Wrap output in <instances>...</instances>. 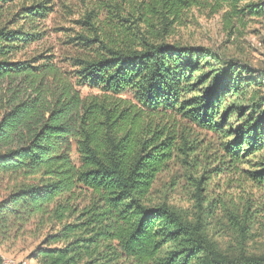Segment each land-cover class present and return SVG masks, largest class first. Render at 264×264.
<instances>
[{"label": "trees", "instance_id": "obj_1", "mask_svg": "<svg viewBox=\"0 0 264 264\" xmlns=\"http://www.w3.org/2000/svg\"><path fill=\"white\" fill-rule=\"evenodd\" d=\"M153 1L167 9L165 22L198 2ZM46 5L0 0V242L36 221L48 228L33 252L38 264H264L246 249L252 202L224 203L239 238L225 251L204 223L218 202L205 199L201 181L198 215L150 198L177 154L191 157L189 142L178 143L181 120L218 137L227 164L250 166L245 175L264 192L263 83L235 59L165 41L99 42L94 59L76 60V81L65 82L39 59H18L42 39ZM247 9L244 17L264 16V4ZM82 86L101 94L83 98ZM126 91L135 102L120 97Z\"/></svg>", "mask_w": 264, "mask_h": 264}, {"label": "rangeland", "instance_id": "obj_2", "mask_svg": "<svg viewBox=\"0 0 264 264\" xmlns=\"http://www.w3.org/2000/svg\"><path fill=\"white\" fill-rule=\"evenodd\" d=\"M44 1L49 8L47 18L40 22L42 39L18 59H39V64L52 66L65 82L76 81L73 77L77 70L76 60L94 59L99 53V42L127 49L139 47L143 42L165 41L207 48L224 59H235L253 72L247 77L263 83L264 95V16L247 14L244 17L241 12L248 10V6L263 5L264 0H230L223 8L213 0H198L194 7L183 9L177 17L171 15L167 22L163 19L165 16L162 17L167 9L162 5L155 7L153 0ZM78 89L83 98L101 94L97 89L83 86ZM120 97L132 102L136 98L132 91H126ZM178 125V143L189 142L191 157L187 159L185 155L177 154L179 157L158 176L151 201L166 202L198 215L196 187L197 181H201L205 199L218 202L217 210L212 209L209 214L204 210V223L210 236L225 251L237 249L239 238L224 219L225 214L221 212L224 203L242 207L252 202L253 222L246 249L251 254L264 255V211L257 209V205L264 204V192L245 175L251 167L228 165L215 135L183 120ZM206 205L205 201L203 208L206 209ZM47 229H39L33 221L17 238L0 242V262L38 264L32 258L33 252Z\"/></svg>", "mask_w": 264, "mask_h": 264}, {"label": "built area", "instance_id": "obj_3", "mask_svg": "<svg viewBox=\"0 0 264 264\" xmlns=\"http://www.w3.org/2000/svg\"><path fill=\"white\" fill-rule=\"evenodd\" d=\"M1 264H3V263H1Z\"/></svg>", "mask_w": 264, "mask_h": 264}, {"label": "bare ground", "instance_id": "obj_4", "mask_svg": "<svg viewBox=\"0 0 264 264\" xmlns=\"http://www.w3.org/2000/svg\"><path fill=\"white\" fill-rule=\"evenodd\" d=\"M9 264V263H8Z\"/></svg>", "mask_w": 264, "mask_h": 264}]
</instances>
